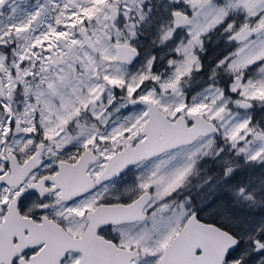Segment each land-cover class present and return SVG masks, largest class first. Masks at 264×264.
I'll use <instances>...</instances> for the list:
<instances>
[{"label": "snow or ice", "instance_id": "obj_1", "mask_svg": "<svg viewBox=\"0 0 264 264\" xmlns=\"http://www.w3.org/2000/svg\"><path fill=\"white\" fill-rule=\"evenodd\" d=\"M0 264H264V0H0Z\"/></svg>", "mask_w": 264, "mask_h": 264}, {"label": "flooded vegetation", "instance_id": "obj_2", "mask_svg": "<svg viewBox=\"0 0 264 264\" xmlns=\"http://www.w3.org/2000/svg\"><path fill=\"white\" fill-rule=\"evenodd\" d=\"M214 53L215 50L210 48L209 52L205 54V60H207L209 56H214ZM129 179H131V177H129Z\"/></svg>", "mask_w": 264, "mask_h": 264}]
</instances>
